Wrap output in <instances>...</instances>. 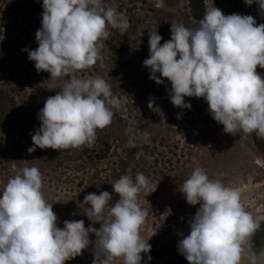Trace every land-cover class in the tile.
I'll return each mask as SVG.
<instances>
[{"label":"clouds","instance_id":"clouds-1","mask_svg":"<svg viewBox=\"0 0 264 264\" xmlns=\"http://www.w3.org/2000/svg\"><path fill=\"white\" fill-rule=\"evenodd\" d=\"M244 3L257 5L264 16V0ZM41 7L38 47L23 51L37 72L49 74L48 81L64 82L39 110L40 126L30 133L33 146L27 151L91 148L97 130L112 123L121 101L102 77L78 73L102 65L109 29L123 34L129 20L105 0H42ZM162 39L156 30L149 32V55L142 63L157 86L169 82L174 107L190 110L185 97L202 98L225 134L264 138V74L257 72L264 69V23L257 24L251 15L224 14L213 2L196 24L171 23L170 39L161 44ZM153 104L150 98L149 109ZM125 135L126 147L135 148L137 141L148 142L151 133L128 128ZM11 171L14 175L0 188V264H66L90 245L92 264L151 261L150 239L140 235L147 211L138 197L157 186L143 173L121 175L111 184L119 197L114 203L108 191L85 195L81 204L91 222L87 228L84 220H65L61 228L53 204L44 197L39 169L13 164ZM178 191L188 205H199L188 221V234L181 233L177 242L188 264H264V240L259 247L253 242L264 225V192L253 197L211 179L201 167Z\"/></svg>","mask_w":264,"mask_h":264},{"label":"rangeland","instance_id":"rangeland-1","mask_svg":"<svg viewBox=\"0 0 264 264\" xmlns=\"http://www.w3.org/2000/svg\"><path fill=\"white\" fill-rule=\"evenodd\" d=\"M29 1L32 0L0 1V19L7 28L0 35V87L10 91L23 109L22 114L14 117L15 122L27 123L31 127L26 134L0 128V188L14 175L11 171L13 164L18 169L35 166L43 176V194L46 201L53 204L58 227L62 228L65 220H84L87 228L91 222L85 216L86 206L81 204L85 195L108 191L112 195L110 203L119 197L112 189L105 190L93 181L92 168L80 166L72 159L84 146L73 148L69 153L71 159L64 164L50 156V149L37 148L31 154L27 151L33 146L30 133L40 126L37 119L39 110L64 82L63 79L48 81L49 74L37 72L27 52L14 50V45L22 41H26L27 49L38 47L36 32L22 29L33 15H36V31L40 28L42 0H34L33 4ZM105 3L117 6L118 11L128 18L130 26L137 27L131 38V46L135 47L131 64L122 72V79L114 82L109 51L114 29H109L110 35L103 41L101 50L102 65L98 62L78 75L102 77L120 99L121 108L115 112L108 128L115 131V137L119 139L128 128L135 133L145 129L151 133L148 142L137 141L136 159L128 170V175L133 178L143 171L154 188L157 186L148 196L141 192L138 197V203L147 211L140 235L145 240L150 239L151 245L148 254L151 261L145 258L143 264H188L178 254L177 242L181 233L188 234V221L199 205H188L178 186L194 168L201 167L211 179H220L247 194L251 192L250 195L255 197L256 193L264 192V157L253 144L254 133L243 139L238 134H225L223 127L216 128L211 124L208 106L202 98L185 97V103L191 104L190 110L174 107L167 94L170 90L168 81L157 86L147 78L142 62L149 55V32L156 30L162 36L163 44L170 39L171 23H183L187 27L196 24L189 17L185 0H105ZM206 6L212 7V1L206 0ZM249 7L257 24L264 23V16L259 13L257 5ZM17 30L21 33L19 36ZM17 36L19 41L14 40ZM257 72L264 74V69L258 67ZM150 98H154L153 109L148 107ZM119 144L114 141L111 146L121 151ZM92 149L95 152V148ZM107 162L100 166L103 177L108 169ZM92 226L99 228L98 224ZM90 240L94 241L95 236L90 235ZM92 252L90 245L81 256L66 264H92ZM114 264H122V261Z\"/></svg>","mask_w":264,"mask_h":264},{"label":"trees","instance_id":"trees-1","mask_svg":"<svg viewBox=\"0 0 264 264\" xmlns=\"http://www.w3.org/2000/svg\"><path fill=\"white\" fill-rule=\"evenodd\" d=\"M1 1V0H0ZM5 2V0H2ZM33 1H29L30 4H33ZM189 10V17L197 23L204 15L207 6L206 0H185ZM214 2V6L219 8L224 14L230 15L233 13L241 14V15H251L252 12L250 7L244 3V0H211ZM36 9V1L34 3ZM33 18L29 19V21L25 22L24 29L22 30H32L36 32V15L32 16ZM17 21V20H16ZM15 21V22H16ZM2 20L0 19V35L6 28L2 25ZM137 27L132 25L128 28V30L121 34L118 30L114 29L110 38V60L112 64V72L111 78L114 82H119L122 79V72L125 71L128 66L131 64V57L135 52V47L132 44V36L136 34ZM21 34L18 30L16 31ZM18 36L14 40H18ZM16 46V48H15ZM26 41H22L18 43V45H14V50L23 51L26 49ZM146 75L149 78V69L146 68ZM169 83V82H168ZM170 86V84H169ZM23 109L20 108L16 102V97L11 94L10 91L5 89L4 87H0V128L3 130L8 129L12 132H18L22 134L29 133L31 130L30 125L27 123H18L15 122L14 117L18 114H22ZM211 124L216 128H222V125H219L211 118ZM109 126L104 129H98L96 132V141L92 146L95 148V152H93L92 147L89 148L84 146L82 150H80L77 155L72 158L75 162H79L80 166H86L92 168L93 170V181L97 184H100L101 187L105 190L112 189L111 184L115 182L121 175H128V170L130 169L132 163L135 161L136 156L134 154L137 149V143L135 148L126 147V143L128 137L124 134L119 136L118 139L115 137V131H109ZM117 136V135H116ZM253 144L256 150L264 157V138H259L253 134ZM120 142V147L122 148L119 151V148L111 146L112 143ZM113 147V149H111ZM73 148L69 149H61V150H52L50 149V156H55L58 160H60V164L65 162L69 157V153ZM107 162V168L105 171V176L101 174V164L103 162ZM64 164V163H63ZM108 172V173H107ZM143 173V171H140Z\"/></svg>","mask_w":264,"mask_h":264},{"label":"water","instance_id":"water-1","mask_svg":"<svg viewBox=\"0 0 264 264\" xmlns=\"http://www.w3.org/2000/svg\"><path fill=\"white\" fill-rule=\"evenodd\" d=\"M262 240H264V225L261 226V230L258 231L253 237V242L257 247H259Z\"/></svg>","mask_w":264,"mask_h":264},{"label":"bare ground","instance_id":"bare-ground-1","mask_svg":"<svg viewBox=\"0 0 264 264\" xmlns=\"http://www.w3.org/2000/svg\"><path fill=\"white\" fill-rule=\"evenodd\" d=\"M250 193H251V192H250ZM250 193H249V194H250Z\"/></svg>","mask_w":264,"mask_h":264}]
</instances>
